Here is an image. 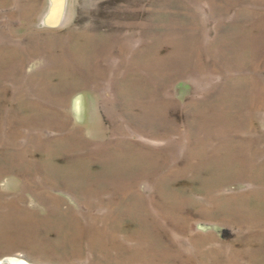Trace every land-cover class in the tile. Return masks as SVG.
<instances>
[{
    "label": "rangeland",
    "instance_id": "1",
    "mask_svg": "<svg viewBox=\"0 0 264 264\" xmlns=\"http://www.w3.org/2000/svg\"><path fill=\"white\" fill-rule=\"evenodd\" d=\"M0 0V260L264 264V0Z\"/></svg>",
    "mask_w": 264,
    "mask_h": 264
},
{
    "label": "bare ground",
    "instance_id": "2",
    "mask_svg": "<svg viewBox=\"0 0 264 264\" xmlns=\"http://www.w3.org/2000/svg\"><path fill=\"white\" fill-rule=\"evenodd\" d=\"M53 6L51 9L50 22L53 24L58 23L61 18L62 9L65 5V0H52ZM0 264H27L18 258L8 257L0 260Z\"/></svg>",
    "mask_w": 264,
    "mask_h": 264
},
{
    "label": "water",
    "instance_id": "3",
    "mask_svg": "<svg viewBox=\"0 0 264 264\" xmlns=\"http://www.w3.org/2000/svg\"><path fill=\"white\" fill-rule=\"evenodd\" d=\"M53 24V23H52Z\"/></svg>",
    "mask_w": 264,
    "mask_h": 264
}]
</instances>
